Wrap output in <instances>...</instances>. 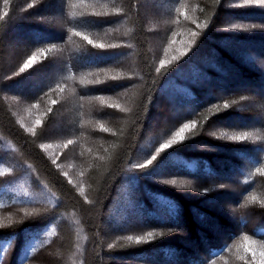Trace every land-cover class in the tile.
<instances>
[{"label":"trees","instance_id":"1","mask_svg":"<svg viewBox=\"0 0 264 264\" xmlns=\"http://www.w3.org/2000/svg\"><path fill=\"white\" fill-rule=\"evenodd\" d=\"M56 1L39 0L24 7L29 0H4L0 5V213L9 217L0 221V264L33 261L40 264L42 253L52 251L53 247L52 256H56L53 264H260L252 254L234 251L232 241L247 232L264 245V223L256 222L258 218L264 219V62L254 55L259 53L264 57V4L259 5L264 0H198L203 27L175 53L178 56L171 60L174 56L171 55L158 63L149 44L154 33L144 22L140 0H95L111 4L119 11L80 16L73 13L69 19L62 15L61 29L48 20V15L38 19L43 15L41 10ZM62 1L65 10L69 0H59ZM225 15L231 17L230 24L235 23L228 32L222 23ZM259 15L263 18L256 17ZM116 22L127 24L122 33L116 34L119 40L126 41L117 44V40H112L111 49L92 45L75 34L82 29L89 33H101L104 27L112 30ZM17 26L40 33L52 32L61 38L48 37L45 45L53 47L45 52L37 45L15 44L17 51L10 53L11 60L38 47L42 50L40 57L50 56L43 58L38 67L35 63L20 75L9 77L6 76L9 68L4 66L10 56L6 45ZM221 40L227 41L225 46L236 54H223V60L221 57L202 59L206 47L222 54L216 45ZM66 42L74 46L68 49ZM75 49L79 51L78 58L82 52L91 57L87 60L89 65L98 61L99 67L94 70H107L106 64L113 60L107 61L106 56L111 55L115 62L130 66L132 71L122 78L88 85L87 76H72L75 68L85 70L86 75L93 71L89 65L74 64ZM58 52L61 64L58 73L68 69V76L65 73L66 78L59 77L56 82L37 80L41 86L39 92L35 91L36 97L55 88L61 93L64 83L70 82L72 88L68 93L73 106L68 115L74 129L82 127V115L76 109L80 96H73L77 90L96 88L98 93H103L100 91L106 85L117 88L114 91L128 88L125 111L99 109V114L111 120L114 132L107 137L112 144L106 159L97 161L98 165L88 172L87 197L40 146L50 115L32 133L19 123L12 100L5 97L20 95L15 93V88L30 80L24 79L28 74L41 72L40 68L50 64L53 55L57 59ZM225 61L233 69L230 73L225 72ZM76 78L83 82H76ZM227 78L229 85L223 87L222 81ZM199 79L204 83L199 84ZM165 85L173 86L172 93L165 91L166 88L164 92L168 98L174 96V100L163 104ZM214 89L222 92L216 95ZM173 109L178 113L172 119L169 111ZM154 117L165 119L158 125L162 134L179 126L184 128L185 124L189 127L173 139L175 143L161 150L154 138L149 141L150 134L154 137L155 133L147 134ZM250 117H256V122L229 123L232 118ZM229 167H235L232 180L242 192V198L235 204L249 203L243 212L248 217L255 216L254 222L246 226H243L245 218L240 224L237 222L235 211L231 213L234 225L227 224L229 211L217 207L213 201L215 195L228 194L211 187ZM241 169L244 176L235 177ZM257 171L262 175L255 176ZM248 196L252 197L247 199ZM214 206L219 212L212 209ZM215 223L222 227L220 230L227 228L225 240L213 236ZM105 225L115 229L110 246L105 244L108 237ZM144 231H149L150 236L144 234L143 239H133ZM77 236L83 241L75 253Z\"/></svg>","mask_w":264,"mask_h":264},{"label":"rangeland","instance_id":"2","mask_svg":"<svg viewBox=\"0 0 264 264\" xmlns=\"http://www.w3.org/2000/svg\"><path fill=\"white\" fill-rule=\"evenodd\" d=\"M2 1L4 0H0V5ZM170 1L172 0H140V9H141V13H143L144 16V22H146V26L150 28L148 29L151 30V33H154L152 34L149 40V44L151 46V50L154 53V56L157 55L155 56L156 57L155 60L157 61V63L168 60V58L171 55H174L171 58V60H173L176 56H178L175 53L182 50V47L190 42L191 38L196 35L198 28L203 27V22L201 21L198 13L199 10L198 0H174L175 2H173V4H171ZM38 2L39 0H29L28 3L26 2L27 4L26 3L24 4V7L29 3H31V5H35ZM262 4H264V2L259 5ZM62 8H63V1L59 2V0H57L56 3L50 5L47 8L42 9L41 10L42 12L40 14L43 15L38 16V19H44L45 18L44 16L48 15L49 18L48 20H52L54 25L57 26L58 28L60 27L61 29L62 22L59 21H61L62 18L61 20L59 18L62 15L63 17L65 16L66 19H69V17L73 13H78V15L80 16V15H86L88 13L102 15V14L119 11L111 4H109L108 6L104 1L103 3H99V2L96 3L95 0H69L67 2L65 10L64 9L62 10ZM250 17L251 19H254L256 17L259 19L263 18L260 15L256 17L253 16L254 18L252 16ZM228 19H231V17L228 15L222 16V23H224L227 32L229 31L230 26L235 25L234 22L230 24L228 22ZM67 22L68 21H66V23ZM126 25H127L126 23L120 25L119 23L116 22L112 24V30H110L107 27H104L101 33L98 32L89 33L88 31L86 32L82 31L84 30L82 29L81 31L78 30V32H76L75 34L81 36L84 40L92 43V45H98L102 48L111 49L109 43H111L112 40H117L118 41V42L116 41L117 44H121L122 41L123 43L126 41V39L122 41L119 40L120 37L116 35L122 33ZM48 37L49 38L57 37L58 40H60L61 38L60 36L57 35L55 37V34H53L52 32L40 33L34 30L33 31L25 30L24 28H20L17 26L12 31V35L11 36L9 35V40L7 43L8 45H6V53L10 55V53L17 51V49H15L14 47L15 44L24 45L25 47L29 45L30 46L37 45L42 47L43 52L50 51L53 46L49 45L48 48L45 45L46 42L45 40L49 39ZM232 42L234 43V41ZM235 43L238 45L236 41ZM225 44H227V41L223 43L222 40L218 41L216 44L222 51V54L220 55L216 53L212 48L209 49V47H206V49L203 51L201 55L202 59L208 58L210 60H215L216 57L219 58L221 57V59L223 60L225 55H229V52L236 54L233 52V50L230 51V49L226 47ZM68 46H74V44L71 45L69 42H66L65 47L68 48ZM40 54H42V50H40V48L38 47L28 51V54L27 53L25 54V52L23 54H20L21 56L19 55L20 57L18 56V58L16 59L12 58L11 60V55H10L8 58L5 59V64H4V66L7 69L9 68L6 76L9 77L18 76L21 74L20 72H24V70L29 69L31 65H34L35 63L38 64L37 65L38 67L39 65H41V61H43V58L48 59L50 56V55L47 56L43 55L40 57ZM85 54L86 53L82 52L80 54V57L78 58L77 56H79V51L78 50L76 51L75 49L74 55L73 56L71 55L74 64L77 65V63L79 62L80 65L83 64L89 65L87 60L91 57H88V55ZM223 54L225 55L223 56ZM58 55H60L59 52L57 54L58 60L56 59V56L53 55L52 56L53 60L51 61V63L47 64V66L43 68H40L41 72H37L36 74H28L30 76L24 78V79L29 78L30 80H24V83L23 85H21V88L20 87L15 88L16 91L15 93H19L20 95L18 96L6 95L5 97L8 100H12L11 104L13 106L15 116L19 121V123L26 130L32 133H34V129L37 126L43 124L45 117L50 115V119L48 120L49 123L46 124L45 126L46 132L40 143V146L44 151V153L49 157V159L66 176V178L69 179V181L76 187V189L84 197H87L89 196L88 195L89 182L87 177V175L89 174L88 172L92 167L98 165L97 161L102 162L106 159L107 151L108 149L111 148V144H112L110 143V140H108L107 137L114 132L112 131V124L110 122L111 120L109 121L108 119L109 117L106 116L105 114H99L100 112L99 109H103V108L106 109L110 107V108H114L115 110L122 109L125 111L127 109L126 91L128 88L126 90H122L123 88L118 87L121 90L114 91L117 88L113 89L112 87L110 88V86L106 85L103 86L102 91H100L103 93H98V89L96 88L94 90L92 89L93 91L91 90L86 91L84 88H80L79 90H77L73 96H77V95L80 96V98L79 99L77 98L78 100H76L79 103V107H77L76 109H78V111L80 110V115H82V122H80L82 124V127L78 128V126H76V128L74 129V126L70 124L69 121L70 116L68 115L69 109L73 106L72 100L70 98V94L68 93V91L71 93L69 88H72L70 86V82H68V84L64 83L65 86L61 91V93L59 92V88L58 89L55 88V90H52L49 93L44 92L36 97L37 92L35 91H38L39 87L41 86L39 83H37V80L42 79L43 81L45 80L46 82L48 79H50V81L56 82L58 81L57 78L64 77L65 73L66 76H68L67 75L68 69H62L58 73V69L61 65L59 62ZM254 55L257 58L259 57V60L261 59L262 62H264V57H260L259 53ZM106 59L107 61L113 60V62H109L106 64L107 70L105 69L94 70V68L99 67V64H97L98 61H96L95 63H92L91 65L88 66L90 68H93V71L87 73V75L85 70H78L77 68H75V72H72V76L76 77L78 74L84 76L83 78L87 76L86 81H88L89 83L88 82L86 83H88V85H94V84H101V81L103 79H117V78H122L123 76H128L132 71V68L130 66L115 62L116 60H114V57L111 55L106 56ZM198 59L199 58H197V60ZM94 64H96L97 67H94L95 66ZM209 65L211 66L212 63L209 62ZM223 65L225 72L230 73V70H233L231 69V67L227 66L228 63L226 61L223 62ZM236 79L237 78H235V81H237ZM75 80L76 82H83L80 78H76ZM198 83L203 84L204 81L199 79ZM222 83H223V87L228 86L229 79L227 78L226 81L225 82L222 81ZM108 87L110 89H107ZM165 88L166 85L162 88V95L164 94V96L162 97L163 104H165V101L174 100V96L168 98L165 95L164 92ZM172 88L173 86L168 85L165 91L172 93L174 91ZM255 89L258 90L257 88ZM12 92L14 93L13 90ZM94 92L96 93L92 94ZM220 92L222 91L221 90L216 91L214 89V94L217 95ZM28 93H29L28 96H24L25 94ZM8 94H10V92H8ZM169 107L175 108V105L169 104ZM169 113H170L169 114L170 117L172 118L174 115L178 113V110L173 109L170 110ZM91 119H93V121ZM164 120L165 119L154 117L151 122V129L147 132V134L150 132L155 133L156 136L154 137H152V135L150 134L149 141L154 138L155 144H158L157 147H161L162 145L168 143L169 141L180 137L181 129H183L182 127L180 128L179 126L172 129L170 132L162 134V131L159 130L158 125L161 123L163 124ZM256 120H257L256 117H250L242 120L237 118H232L230 119L229 123L235 124L240 121H246L248 123H251L252 121L256 122ZM78 121H80V119ZM80 123H78V125ZM160 134L162 136H160ZM147 143H145V145ZM139 154H140V150L139 153L136 155L139 156ZM246 166H248V163H246ZM235 172H236L235 167H229L226 172L221 173L222 178L214 181L215 185L211 188H214V190L222 189L228 191V194H225L224 196L215 195L216 197H214L213 201L215 202V204H217L216 205L217 207L221 206L226 211H229L228 213H230L229 214L230 217L226 218L227 224L234 225V218L232 217L233 216L232 214L235 211L238 212V214H236L237 222L240 224L241 221L245 218V222L243 223L245 225L243 226H246L247 224H250L251 221L254 222L255 216L252 215L248 217L247 213L245 211L243 212V209H245V207H247L249 203L245 205L235 204L236 201L242 198L241 196L242 192L238 191L239 187L232 180V176L235 174ZM242 172H243L242 169L239 170L238 174H236L235 177L240 174L243 177L244 174ZM258 175H262V172L257 171L255 176ZM250 197L252 196H248L247 199ZM212 209L214 211L219 212L217 209H215V206L212 207ZM1 213H0V221L1 220L5 221L6 220L5 218H9L6 217V214H1ZM134 221H136V219H134ZM260 221L261 223H264V219L263 220L262 219L260 220V218L256 219V222H260ZM221 228L222 227H219L218 224L215 223L214 227L212 228L214 230L213 236L218 238L219 240L222 239L225 240L226 238L224 237V232L227 230V228L223 227V229L220 230ZM104 231L108 234V237H106L105 244L107 246H110L113 240L115 239L114 238L115 234H113L115 229L111 230L107 225H105ZM148 232L149 231L138 233L137 234L138 236L134 237L133 239L135 238L143 239L145 238L144 234L148 235L149 234ZM199 235L201 236V234L197 232V236L200 238ZM81 241L83 240L79 239V236H77L75 253L79 252V248L82 244ZM200 241H202V239H200ZM53 249L54 247L52 248V251H50L51 253L50 252L42 253L43 257L41 259L42 261L40 262V264H53V261L56 259L54 258L56 256H52ZM232 249L234 251L243 250L246 253L252 254L260 261V264H264V245L258 240L249 237V234L247 232H245L240 238H236L232 241ZM193 250L196 251L195 248ZM234 251L232 253H234ZM29 264H35V262L33 261ZM36 264H39V262L37 261Z\"/></svg>","mask_w":264,"mask_h":264},{"label":"snow or ice","instance_id":"3","mask_svg":"<svg viewBox=\"0 0 264 264\" xmlns=\"http://www.w3.org/2000/svg\"><path fill=\"white\" fill-rule=\"evenodd\" d=\"M225 107H228V106L225 105ZM188 127H189V125L185 124V125H184V128L181 129V132H183L184 129H186V128H188ZM178 135H179V134H178ZM181 138L183 139V137H181ZM237 139H239V137H237ZM173 143H175V140H173V141H169L168 143L162 145V146H161V150L168 148V147H169L171 144H173ZM153 159H155V157H153ZM150 163H151V161H149V164H150ZM144 167H146V165H144ZM129 239H131V237H129Z\"/></svg>","mask_w":264,"mask_h":264},{"label":"bare ground","instance_id":"4","mask_svg":"<svg viewBox=\"0 0 264 264\" xmlns=\"http://www.w3.org/2000/svg\"><path fill=\"white\" fill-rule=\"evenodd\" d=\"M55 37H56V35H55ZM54 39H57V37L56 38H54ZM71 47L70 46H68V49H70ZM77 81H78V79H77Z\"/></svg>","mask_w":264,"mask_h":264}]
</instances>
